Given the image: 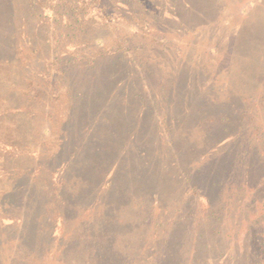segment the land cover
<instances>
[{"label":"rangeland","instance_id":"obj_1","mask_svg":"<svg viewBox=\"0 0 264 264\" xmlns=\"http://www.w3.org/2000/svg\"><path fill=\"white\" fill-rule=\"evenodd\" d=\"M210 82L227 85L233 106ZM207 97L218 99L207 119L189 121V104ZM179 157L200 190L175 187ZM148 163L164 196L140 208L134 178ZM179 215L170 235L187 264H264V0H0V264H83L108 240L99 218L142 256L133 247L155 252L164 216Z\"/></svg>","mask_w":264,"mask_h":264},{"label":"trees","instance_id":"obj_2","mask_svg":"<svg viewBox=\"0 0 264 264\" xmlns=\"http://www.w3.org/2000/svg\"><path fill=\"white\" fill-rule=\"evenodd\" d=\"M205 73H206V71H205ZM222 85L223 84H221V83L218 84V83L210 82V84H208V86L207 85H203V86H205L206 90L212 91V93L216 95L215 97H218V95L227 96V98L223 99L225 101V103L223 105V110H224L225 107H228V105H229V108L231 106H233V97H229L230 95L232 96L233 93H230L228 91V87H226L227 85L224 87H222ZM127 91H128L127 89L122 90V92H127ZM204 93H206V92H204ZM187 94L190 95L191 91L187 90ZM222 94H229V95H222ZM198 99H200V97ZM205 100L206 101H204V103H200L198 101V103L196 102L194 104L193 103L189 104V112L187 114L189 116V118H188L189 121L194 122L195 120H198L199 125H202L203 121L207 119L206 118L207 110L205 109V105L208 103H212V105H213L214 101L217 102L218 99H209V97H207ZM231 101H232V103H231ZM185 103H186V101H185ZM235 105H237V103ZM167 106L169 107V109L173 110L172 104H167ZM158 109H163V106H160ZM218 110H219V108L216 109L217 113H218ZM225 112L226 111H220L221 115H218V117H217V115L213 114L212 119L214 122L221 123L222 131H224V133H227L229 130V129H227L229 127V122H228L229 118L227 116H225V114H226ZM173 113L170 115V118L172 121L176 122L177 120L173 116ZM167 120H168V115H166L164 117V121H167ZM171 132H173L172 135L170 134ZM170 133H169V137H172V136H175L179 132L170 131ZM208 133H209V136H211L212 130H209ZM154 134H156V133H154ZM186 135L189 136L190 138L193 136L191 132L183 134V137H187ZM207 135H206V130L205 131L201 130L198 133L197 138H198V140H200L201 137L203 139L204 137H207ZM143 136H144L143 137L144 139L141 138V141L143 143H145V142H147L146 141L147 140V133H145ZM227 136H229V134ZM216 140L209 139V140L205 141L202 144L201 148L209 146L210 144H212ZM195 141H197L196 138L191 139V142H195ZM139 142H140V140H139ZM167 143H168V145L166 146V152L167 151L168 152L173 151L177 145V144L170 145V143L168 141H167ZM233 143H235V144L237 143V139L235 137H233V139L231 137L225 143H222L220 146L221 147L220 150H222V151L229 150L234 145ZM129 144L130 143L126 142L124 145H122V147L123 148L131 147V146H129ZM140 150L142 153H147L146 149L140 148ZM124 154H125V152H124ZM137 156L139 158H142L140 153L137 154ZM165 159H166L165 157L163 158L160 156L157 159V161L159 163L160 160H165ZM208 159L212 160V158H210V157ZM178 161L184 162L185 159L182 157L175 159V163H174L175 169H174V171H172V176H173L172 179H173V181H175L174 182L175 187H181V185H183V187H184V185L185 184L187 185V183L190 181L189 184H191V183L194 184L193 187H194L195 191L200 190V186L197 182L198 177H195L193 170L192 169H186L183 171V169L180 166ZM213 162H211V163H213ZM151 170H152V165L148 163V165L145 166V170L143 169L141 172L144 175V177H136V179L134 178V181L140 182L139 184H141V186L139 188H137V190L139 192L143 193L142 195L137 197L138 199H137L136 204L140 208L141 207L145 208L146 204H148L151 201V199H154L153 197H156L157 194L163 195V193H164V191H161L163 185H158V179H155L156 177H153V176L150 177L151 173L149 171H151ZM183 172H184L185 178L183 177V179H182ZM152 173H153V170H152ZM146 176L149 177L150 179L145 178ZM212 184L215 185V183H212ZM134 191H136V189ZM120 199H121V197L119 196L118 190L115 188V190L111 194V201L109 203V206H107L108 204L106 202L103 204L106 207L104 212L108 211L110 214H115V212H116L115 210L117 208L115 206L118 204ZM223 199L221 202H223ZM174 203L175 202L172 203V206H174ZM180 204L181 203H179V206H180ZM170 205L171 204L166 205V207H165L166 212H169L171 210ZM175 208L176 209H173V211H176L178 214H179V212L183 211L182 207H175ZM173 213H175V212H173ZM104 215H107V214H104ZM209 215H211V214L209 213ZM180 216H182V215H179V217ZM164 218H166L165 221H163V223H165L164 224L165 228H166V224L170 221L172 222V225L171 226L169 225L170 227L167 228V230L169 232L166 233L165 236L163 235V238H162L163 240H160V241L158 240V242H157L158 246L162 247L163 250H160V247H158L157 245H154L151 247V248L155 249V252H153V250L150 249V246H145V248L143 250H139L136 246H134L132 251H131V254H132V252L138 250L140 252H138L136 254L140 253V254H142V256L132 257V258L129 257V250L130 249L126 248V246H129V245L125 244L124 246H121L120 244L119 245L117 244V241H118L117 239L119 236L118 228L110 227V226H112L113 218H110L108 220L107 219L101 220V218H99L98 223L96 220H93L94 221L93 223H96V226H97V224H99L100 226L105 225V227L109 226V229H105V230L101 231V234L106 232V234L104 233L103 235H105V240L107 237H108V240L106 242L101 243V244L98 243L97 254H96L95 258H92L91 260H88L87 262L84 261L83 264H187V260H186L187 258H183L180 256L181 252L184 251V249L182 248L183 244L180 243L179 241L173 242L172 238H171L173 233L170 235L171 230L174 231V234H175V229L182 228V226H183L182 223L184 222V219H183L184 217H180L179 220H176V221L174 219L169 220V217L164 216ZM156 219H158V218H156ZM156 219H154V220L149 219V223L152 225L150 228L155 229L156 238H161L162 234H160V232H162V230L159 228L160 222ZM146 220H147V218H146ZM109 223H110V225H109ZM188 226H189V230H191L193 228L191 225H188ZM195 235H197V232L194 233V236ZM159 236H161V237H159ZM194 238H196V237H194ZM193 240H195V239H193ZM63 251H61V254L64 258H66V256L63 255ZM158 252H162V255L157 257V258H159V260H157L156 257H154ZM93 259H94V261L91 262ZM257 262H260L259 259Z\"/></svg>","mask_w":264,"mask_h":264}]
</instances>
